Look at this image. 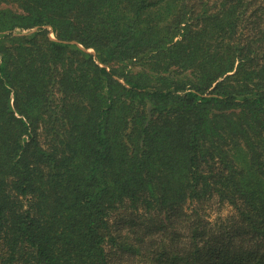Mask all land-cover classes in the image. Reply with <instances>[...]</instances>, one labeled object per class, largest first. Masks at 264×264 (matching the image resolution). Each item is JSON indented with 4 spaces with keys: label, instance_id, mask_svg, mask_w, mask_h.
<instances>
[{
    "label": "trees",
    "instance_id": "16d2710c",
    "mask_svg": "<svg viewBox=\"0 0 264 264\" xmlns=\"http://www.w3.org/2000/svg\"><path fill=\"white\" fill-rule=\"evenodd\" d=\"M0 264H264V0H0Z\"/></svg>",
    "mask_w": 264,
    "mask_h": 264
},
{
    "label": "rangeland",
    "instance_id": "374dc122",
    "mask_svg": "<svg viewBox=\"0 0 264 264\" xmlns=\"http://www.w3.org/2000/svg\"><path fill=\"white\" fill-rule=\"evenodd\" d=\"M54 38V35H51ZM208 212L211 219L224 218L232 213V209L229 206H218L212 204L209 206Z\"/></svg>",
    "mask_w": 264,
    "mask_h": 264
}]
</instances>
